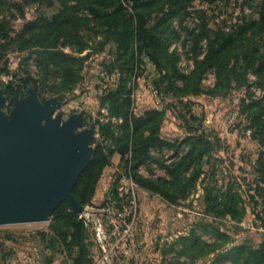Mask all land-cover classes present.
Instances as JSON below:
<instances>
[{
  "label": "trees",
  "instance_id": "1",
  "mask_svg": "<svg viewBox=\"0 0 264 264\" xmlns=\"http://www.w3.org/2000/svg\"><path fill=\"white\" fill-rule=\"evenodd\" d=\"M195 0H29L42 6L34 21L25 23L19 33L12 29L11 20H0V76L8 73L10 52L26 54L21 65L24 78L18 86L12 83L1 85L14 96L27 95L30 89L38 97L50 94L62 97L75 90L82 81V72L90 54L76 57L61 50L63 41L73 40L76 53L83 54L91 48L82 35L84 31L94 37H101L98 47L109 44L116 49L117 66L126 71L128 78L115 91L103 98L109 104L111 114L123 119L119 127L101 125L100 136L110 146L100 144L95 148L90 165L81 175L73 191L75 199L84 207L90 204L105 168L110 165L114 155L121 157L127 174L142 189L163 200L177 204L196 189L203 174L204 159L214 150V143L204 128V119L193 112V102L188 97L202 94L216 95L236 87L253 85L264 91V0L257 3L258 19H251L245 13L250 5L241 6V17L225 33L222 29H209L204 19L195 29L183 27L191 37L197 54L202 53L200 43L206 40V53L202 60L195 62V68L184 74L179 68V57L172 53V44L180 39L173 28L176 18L182 21L195 15L189 12ZM218 3L222 0H217ZM58 5V10L49 14L44 8ZM249 6V7H248ZM12 7L22 12L23 5H12L0 0V11L9 14ZM248 7V8H247ZM88 13L89 16L86 14ZM12 18H14L12 16ZM230 23V22H228ZM95 48L98 50L99 48ZM144 58L148 59L157 71L159 78L154 81L155 88L163 96L173 98L171 110L181 122L184 136L173 141L160 136L166 110H150L142 116L131 112L130 93L126 83L138 71ZM33 60L38 71L33 77L29 62ZM208 70L216 75V86L206 91L202 77ZM252 73L256 82L249 84ZM252 96V95H251ZM244 110L255 115L251 126L255 128L254 138L263 148L254 166L256 175L255 202L256 217L264 227V97L250 103L242 101ZM118 131V132H117ZM168 149L174 156L187 149L178 161L164 167L169 178L151 179L139 173V167L151 158L152 150ZM207 212L217 218H230L241 223L246 209L241 194L233 185L219 193L209 185L205 189ZM112 194L116 195L115 192ZM89 229L79 214L67 203L62 204L53 214L49 232L36 233L33 241L40 264H53L52 255L60 252L72 264H94L91 256L92 243L89 242ZM223 243L210 245L203 243L197 235L192 237L188 256L192 260L206 257L230 242L228 235H221ZM7 240H12L10 234ZM4 247V245H2ZM232 259L235 264H264V234L258 248L240 244L234 247ZM229 254H227L229 256Z\"/></svg>",
  "mask_w": 264,
  "mask_h": 264
},
{
  "label": "rangeland",
  "instance_id": "2",
  "mask_svg": "<svg viewBox=\"0 0 264 264\" xmlns=\"http://www.w3.org/2000/svg\"><path fill=\"white\" fill-rule=\"evenodd\" d=\"M260 1L262 0H222L218 3L217 0H195L189 9L195 15L184 21L176 18L173 22V28L180 34V39L172 44L170 50L179 57L181 71L189 74L195 68V62L204 57L207 44L206 40L201 42L202 53H195L194 43L183 27L195 29L205 15L209 29L220 28L226 33L228 27H233L242 18L241 6L244 4L250 5L245 10L248 18L258 19L257 3ZM7 2L23 5L22 12L15 7L11 8L9 14L0 11V20H11L15 33H19L25 23L34 21L43 9L37 3H29V0ZM56 10L58 5L44 8L48 14L49 11L53 13ZM86 15L89 16L88 13ZM82 35L91 45L83 54L76 53L72 46L73 40L63 41L61 44V50L67 54L76 57L90 54L84 65L82 81L74 91L62 97L46 94L39 99H59L57 114H62L63 120L73 115L82 116L84 126L79 131L94 127L95 142L91 145L94 153L100 144L110 146V142H105L100 136V126L111 123L119 127L123 124L122 118L111 114L109 104H104L103 98L118 89L123 80L128 78V74L117 66L116 49L113 45L99 48L101 37H94L86 31ZM97 47L99 49L95 50ZM25 57L26 54L10 52L8 73L0 76V93L7 98L4 108L6 115L14 106V97L28 95L14 96L1 85L12 83L18 86L21 83L24 78L21 62ZM29 66L31 75L36 78L38 71L33 60L29 62ZM159 75L155 66L144 58L138 71L126 83L132 103L131 112L139 117L150 110H166L160 136L173 141L182 138L184 131L170 108L173 98L163 96L154 86ZM248 80L250 85L256 82L252 73H249ZM216 81L215 72L208 70L202 77V86L206 91L212 90ZM218 93L187 98L193 102L194 114L204 119V128L214 143V150L204 159L203 174L188 199L173 204L145 191L127 174L120 156L114 155L111 158L110 165L104 169L98 182L95 196L85 206L86 212L79 215L89 229L94 264H235L232 252L229 254L234 247L247 244L258 248L261 245L264 227L256 217V211L260 208L257 207L255 211V202L251 198L255 195L256 187L254 166L263 151L254 138L255 128L251 126L250 118L258 110L249 114L244 110L242 101H259L264 97V91L253 85L250 88L234 85V89L229 92L223 90ZM186 152L187 149L175 157L172 150H152L151 158L140 165L139 173L151 179L169 178L164 167L178 161ZM209 185L215 187L220 194L229 185L239 191L246 209V216L241 223L230 218L220 219L207 212L205 189ZM51 223L52 219L49 223L0 227V264H40L33 236L40 232L48 233ZM7 234L13 239L7 240ZM194 235L210 245L223 243L221 235H228L230 242L206 257L192 260L188 253ZM47 254L52 255L53 264H72L60 252L51 253L47 250Z\"/></svg>",
  "mask_w": 264,
  "mask_h": 264
},
{
  "label": "water",
  "instance_id": "3",
  "mask_svg": "<svg viewBox=\"0 0 264 264\" xmlns=\"http://www.w3.org/2000/svg\"><path fill=\"white\" fill-rule=\"evenodd\" d=\"M6 103L0 93V227L49 223L64 203L84 214L73 191L92 160L94 127L79 131L82 116L63 120L59 99L34 89L14 97L8 115Z\"/></svg>",
  "mask_w": 264,
  "mask_h": 264
},
{
  "label": "built area",
  "instance_id": "4",
  "mask_svg": "<svg viewBox=\"0 0 264 264\" xmlns=\"http://www.w3.org/2000/svg\"><path fill=\"white\" fill-rule=\"evenodd\" d=\"M86 212V211H85Z\"/></svg>",
  "mask_w": 264,
  "mask_h": 264
}]
</instances>
